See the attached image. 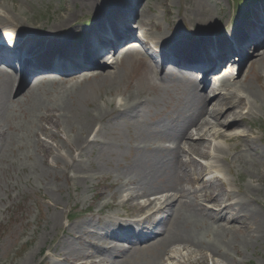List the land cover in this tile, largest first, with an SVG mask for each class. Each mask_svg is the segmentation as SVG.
<instances>
[{"label":"bare ground","instance_id":"6f19581e","mask_svg":"<svg viewBox=\"0 0 264 264\" xmlns=\"http://www.w3.org/2000/svg\"><path fill=\"white\" fill-rule=\"evenodd\" d=\"M141 0H135V5L139 4ZM211 0H160L159 6H161L163 13H170V7L173 6L176 2L182 3L185 6V11L190 15L195 14L198 10L200 12V18L203 19V23H209L216 19L221 20L219 18L216 10L219 3L215 0L210 2ZM106 3V0H75V3H80L81 9L74 12L73 8L63 9L62 13L56 14V17L60 16H68L67 18H58L54 19L52 24H49V20L46 22H37V21H23L19 23V19L17 16H23L22 12H16V14H11L9 7L6 3L0 2V21L2 19L7 20L10 24H16L22 26L26 24L30 28H42L48 32V34L55 35L57 32L64 31L66 29L72 28L76 23V15L80 12H91L96 9L99 3ZM129 0H120L119 5L115 10L111 12L110 15H102L100 16L97 22V25H101L105 22L103 29L106 27L108 23L116 21L114 19L116 17L115 11L118 9L126 10L130 7ZM215 5V6H214ZM212 6L213 9L210 10L208 7ZM159 9V8H158ZM149 21L152 23L154 20L150 18ZM170 27H168L167 33H170ZM31 30V29H30ZM157 35H161L159 31H156ZM166 36V32L162 34V38ZM227 41H230V38H227ZM182 44L178 45V48H173L172 50L178 51L181 48ZM29 47L28 49H30ZM264 54V53H263ZM87 52H83L79 55L80 58L85 57ZM89 56L91 52H89ZM97 57L95 59V63L92 65H98ZM213 60V59H209ZM264 57L260 58L259 61L263 62ZM49 61V60H48ZM50 64L54 65V62L49 61ZM257 61H253V64ZM44 64L45 62L42 61ZM61 68H66L67 63L58 62L57 64ZM135 64H133V67ZM153 71H151L152 74ZM110 77H114V74H110ZM45 78V77H43ZM241 80V79H240ZM231 81V77H227L225 80H221L225 84V93L223 91H219L215 93V96L209 99L207 93L201 94L197 91V88L200 87L196 85L194 81L186 80L187 86L189 90L194 94L195 97V104L193 107L194 113L188 117H186L181 124V126L174 131L160 135L157 137V140H162L163 138H170L179 145L182 139L188 138V131L191 127H194L197 131V141L196 142H188L186 146L188 150H193L199 153L203 152V149L207 145V154L213 151L214 158L210 161L212 166H219L221 164L222 159L229 154V148L231 142H236V148L240 146V143H243L246 147V153L251 154V151L255 150L251 146L250 142L247 140L248 134L242 130L239 125L240 121L244 120L245 118L239 117V114L242 115L243 110L239 113L238 108L241 105V101L238 99V94L245 92V96H249L252 99L256 98L257 92L254 87L249 84L247 85V89H242L243 82L242 81ZM163 82L170 83L171 82V75L166 74L163 77ZM163 82H158V85ZM246 83V81H245ZM147 85L150 88L160 89L159 86L155 81H147ZM52 86V85H51ZM25 87L24 84H21L18 90L22 91ZM84 87V83L80 85H76L74 89H80ZM173 89L175 87L173 86ZM13 93V82L12 79L6 75L0 77V119H5L7 123H13L15 126L19 120L20 113L17 114L12 110V107L9 106V97ZM17 93V91H16ZM49 94L48 91H44L41 88V85L38 87H27V100L24 103V111H22L21 119L23 120L22 129L27 131H33L35 127V123L33 119L36 117L37 119H44L48 122L51 126L50 130L56 129L58 127V119L54 117V111L52 107H49L47 104L42 102V99ZM211 94V91L208 92ZM78 95V94H77ZM215 98V99H214ZM8 102L4 103L3 101L7 100ZM212 99L215 100L214 106L209 109L212 105ZM20 100L18 101V103ZM251 103V102H250ZM45 109L47 115L42 116L40 111ZM73 113V112H72ZM83 111L79 112L81 115ZM107 113L104 114L106 117ZM93 120L86 114L85 117H81L79 122V135H74V142L70 144L69 148L71 152H74L73 146L76 148L82 147L84 144V130L90 126ZM75 127V126H73ZM58 129V128H57ZM192 129V130H193ZM47 129L42 128L39 131H34L35 138L33 142L43 148L48 154H50L53 149L49 146H46L39 138V132L43 133ZM74 130V128L72 129ZM63 132H50L52 137L57 136L58 138H64ZM101 132L98 134L100 135ZM195 136V135H191ZM205 137L211 138V143H207ZM4 138V135H0V150L4 152V143L1 140ZM204 138L205 141L201 140ZM228 144V145H227ZM169 151L170 154L164 156L163 154H152L147 155L143 154V157H147L145 162L149 165V167L155 165V169L149 171L144 163H137L141 164L138 165L136 170H142V175H137V178L144 184V187L141 190L136 191V189H131V196H142V197H153L151 201L148 203H140L139 205H131L128 207L127 215H130L131 212H141L142 210H149L154 209L157 205V202L166 203V208L168 207L167 203L169 199L167 195L169 192H175V197L177 199V203L182 200L183 192H185L184 183L187 179L190 178V173H194L199 167L190 160L185 161L183 159V153L185 152L184 149L179 146L175 153L169 149H163ZM158 159L155 160L154 157ZM63 163L68 164L69 162L72 163V167L76 168L75 166L78 163L73 162L70 157L66 156H59L58 157ZM52 164L48 162V166ZM188 167L190 169L189 172L185 171L184 168ZM82 171V169H81ZM80 172V171H79ZM161 173H163L161 175ZM37 175L40 173L37 171ZM174 177V182H172V176ZM161 176H166V182H159ZM197 180V179H196ZM222 184L224 181L222 179H218ZM254 181L259 183H264V172L260 173L257 171L254 173L253 177ZM133 182V180H130ZM115 185H119L118 182H114ZM249 189L246 191L247 198L248 196H252L254 192H257L258 189L250 183ZM121 186H125L123 183ZM224 190V189H223ZM222 190V191H223ZM229 192V190H227ZM133 194V195H132ZM162 195L161 198H156V195ZM101 196H104V193L101 192ZM203 196L209 202L213 204L217 203L222 195H218L215 198H210L208 195H200ZM148 197V198H149ZM168 199V200H167ZM249 201L245 200H238L229 198L228 200L225 199L222 204L226 203L228 207L226 210L217 212L215 215L216 217H220V220L224 222V224H216V217L213 213L208 211V206L206 205H199L194 202H187L181 201L179 203V207L177 209L176 215L172 216L173 220L170 224H167L168 229L172 226L169 234L166 237H163L157 246L163 247L164 251H166V246L169 243H177L179 249L175 252L173 251L171 254L170 252H166L163 255H155V254H145L143 251V257L141 259L140 264H170L164 261L165 256H169L170 260L172 261L171 264H225L228 261L227 251L232 250L235 248V244L240 242L248 247L251 242L253 241H261L264 238V224L260 220V216L258 213L251 207V201L255 202L251 197L248 199ZM129 201L122 199L115 202L112 207H117V209L125 208L128 206ZM222 204L219 206L221 207ZM126 211V210H125ZM57 213H54L51 217V221H56L53 225L54 229L57 227ZM90 222H84V224H77L73 226V230H78V236L84 234V232L90 233L89 230ZM120 227V225H117ZM166 227V229H167ZM127 227H124L126 229ZM213 237L210 240H206L207 237L210 235ZM80 238V237H78ZM75 242H72L74 246ZM42 247L38 248L37 253H34V257L41 252ZM71 256L74 257V260L81 257H88L90 254L86 253L87 247L84 246L83 248L73 249L70 248ZM191 250H195L198 254L197 258H195L194 252ZM187 252V253H186ZM235 252H238V248L235 249ZM157 253V252H156ZM207 253H211L214 258L211 259L209 262V258L206 256ZM50 253L48 254V258ZM67 258V254L65 255ZM47 258V259H48ZM138 257L135 258V262H137ZM128 260V261H127ZM134 257H128L125 259V263L120 262V264H133ZM84 264H87L89 259L82 260ZM94 261H91L93 264ZM97 264L103 263V261L96 262ZM22 264H38V261L34 258H26Z\"/></svg>","mask_w":264,"mask_h":264},{"label":"rangeland","instance_id":"374dc122","mask_svg":"<svg viewBox=\"0 0 264 264\" xmlns=\"http://www.w3.org/2000/svg\"><path fill=\"white\" fill-rule=\"evenodd\" d=\"M15 2V7L24 10L28 17L43 21L48 19L53 20L54 12L56 11V13L60 14L63 9L73 8L78 10L80 8V4H75V0H15ZM10 5L12 7L13 3H10ZM223 7H226L225 0L217 6L216 12L220 13V17L222 15L224 16ZM40 15L42 18L39 17ZM67 17L68 16H60L57 17V19ZM129 73L128 69L124 70L121 72L120 78L123 74L125 80ZM88 93L86 97L89 100L96 99L100 95L96 91ZM81 105H83L82 107L84 110L85 105L87 108L89 103L82 102ZM78 106L79 105H77V108ZM147 120L148 119L145 118V126L151 124V121ZM0 123L2 122L0 121ZM68 127L70 126H67L65 129L67 132L70 131ZM61 128L63 129L65 127L61 126ZM117 131H120L122 136L120 140L127 143L130 141L127 125L124 122L121 123L120 127L117 126L116 132ZM110 133H112V130ZM6 141L9 142L7 136ZM56 142L55 145L66 147L61 138H57ZM21 143H23V141ZM21 143H19V145ZM22 147L23 149H16L10 154L7 159V163H9L7 166L8 170L5 174L1 175L0 173V230H3V234L0 236V263L5 253L13 257L14 251H17L25 240L32 237L36 226L31 223L40 213L41 215H39L38 219L40 225L33 239L36 240L37 238V240H40V238H43L47 241L49 237L53 236L51 234L53 226H51V228L45 226L47 218L54 212L47 207V201L64 199V202H66L70 200L69 196H66L68 187L65 182V172L61 170L52 172L53 166L50 168L48 166V162H54V160L57 159L54 153L57 151L55 150L53 153L47 154L44 150L40 149L38 155H34V150L30 148L27 149L24 146ZM65 153L68 155L67 152ZM130 153V148L126 146L110 161L106 159L108 163L106 161L107 166L104 167V171H115L119 174L129 172L131 167L126 164V161L130 159ZM4 159L6 158L4 157L3 160ZM59 163L60 164L55 166L64 167L62 162ZM2 164H5V162ZM37 171L40 173L39 175L36 174ZM59 189H61L60 193ZM125 191L127 190H124V193ZM78 195L77 197L80 199L73 201L72 204L79 203L80 208L88 206L87 201L84 203L83 183L79 185ZM90 196L91 193L86 196L87 200ZM262 218L264 219V213ZM28 223H30V226H28ZM89 228L92 231L95 230L92 224L89 225ZM84 234L86 238L89 237L87 232H84ZM61 239L62 237L58 242V245L61 243L60 250L71 253L72 250H70V248L73 246L72 242H75L73 247L75 249L78 248V240H72L71 243L68 244L70 238L66 240L62 239V241ZM80 243H82V241ZM254 243L255 244L251 245L246 250L241 249L244 250L245 254L243 252L233 254L234 260L231 259L229 264H264V238Z\"/></svg>","mask_w":264,"mask_h":264}]
</instances>
